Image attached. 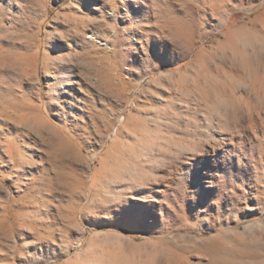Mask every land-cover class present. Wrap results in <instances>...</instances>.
<instances>
[{"label": "rangeland", "instance_id": "1", "mask_svg": "<svg viewBox=\"0 0 264 264\" xmlns=\"http://www.w3.org/2000/svg\"><path fill=\"white\" fill-rule=\"evenodd\" d=\"M0 264H264V0H0Z\"/></svg>", "mask_w": 264, "mask_h": 264}, {"label": "bare ground", "instance_id": "2", "mask_svg": "<svg viewBox=\"0 0 264 264\" xmlns=\"http://www.w3.org/2000/svg\"><path fill=\"white\" fill-rule=\"evenodd\" d=\"M227 21H228V19L227 20H225L224 22H222L220 25H226L227 24ZM87 38H91L90 36H88ZM219 45H220V47H221V49H229V48H231L232 46H234L235 47V44H234V32L233 33H231L230 31H227L225 34H224V37H223V40L222 41H220V43H219ZM199 52H201L200 54H199V58H198V63H199V65L202 67V65H203V51H199ZM198 52V53H199ZM198 56V55H197Z\"/></svg>", "mask_w": 264, "mask_h": 264}]
</instances>
